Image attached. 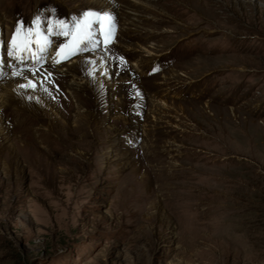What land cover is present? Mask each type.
I'll list each match as a JSON object with an SVG mask.
<instances>
[{
  "label": "rangeland",
  "instance_id": "1",
  "mask_svg": "<svg viewBox=\"0 0 264 264\" xmlns=\"http://www.w3.org/2000/svg\"><path fill=\"white\" fill-rule=\"evenodd\" d=\"M88 11L116 42L58 66ZM37 18L55 64L0 78V264H264V0H0V62Z\"/></svg>",
  "mask_w": 264,
  "mask_h": 264
},
{
  "label": "snow or ice",
  "instance_id": "2",
  "mask_svg": "<svg viewBox=\"0 0 264 264\" xmlns=\"http://www.w3.org/2000/svg\"><path fill=\"white\" fill-rule=\"evenodd\" d=\"M75 19V18H74ZM112 17L110 14H101L95 11H88L84 14V19L77 21L73 28H69L68 25L64 24V22H59L62 31L59 33L64 36H71L72 40L69 45H61L59 51L57 52V57H67L73 54L75 51L79 49V47L85 41H91L95 43L92 39L93 33L91 31L92 25L96 22H99L101 25V30L104 33L105 42H108L114 32V25L112 24ZM34 23L36 24L35 33H33L32 28H28L26 31H22L23 25L17 27L16 33L12 39V47L13 51H26L30 50V45L33 43V35H35V42L39 44L40 50L44 51L46 47L50 46L51 41L49 38L40 30V20L37 18ZM59 62V60L57 61ZM35 85H33L34 87Z\"/></svg>",
  "mask_w": 264,
  "mask_h": 264
},
{
  "label": "bare ground",
  "instance_id": "3",
  "mask_svg": "<svg viewBox=\"0 0 264 264\" xmlns=\"http://www.w3.org/2000/svg\"><path fill=\"white\" fill-rule=\"evenodd\" d=\"M135 1H136V0H135ZM99 57L105 59V58H104V55L102 56V54H101ZM77 62H78V59H75V58H74L71 62H69V64H70V65H74V64L77 63Z\"/></svg>",
  "mask_w": 264,
  "mask_h": 264
}]
</instances>
